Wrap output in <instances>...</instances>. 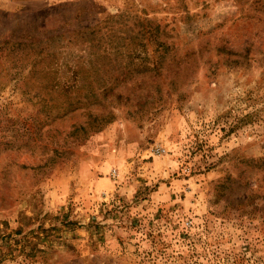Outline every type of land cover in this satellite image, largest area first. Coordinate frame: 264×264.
Segmentation results:
<instances>
[{"label":"rangeland","instance_id":"374dc122","mask_svg":"<svg viewBox=\"0 0 264 264\" xmlns=\"http://www.w3.org/2000/svg\"><path fill=\"white\" fill-rule=\"evenodd\" d=\"M0 264H264V0H0Z\"/></svg>","mask_w":264,"mask_h":264},{"label":"trees","instance_id":"16d2710c","mask_svg":"<svg viewBox=\"0 0 264 264\" xmlns=\"http://www.w3.org/2000/svg\"><path fill=\"white\" fill-rule=\"evenodd\" d=\"M93 29V36H95L94 38H93V44H94V42H95V40H96V36H98V35H100V34H103L104 35V37L106 36V34H108V32H110V29H108L105 33H101L102 32V30H100V28H99V26L98 25H96V26H93V28L92 27H90V28H87V29H85V30H92ZM103 37V36H102ZM51 41V38H49V39H46V40H40V41H38L37 43H30V44H27V45H25V44H23V43H18V44H16V43H14V44H12V43H10V44H8V43H4V44H1V46L4 48V47H7V48H10L9 46H11V48H14V49H16V48H22V46L24 47V46H30V47H33V50L34 49H36V52H37V54L39 55V56H41V59L40 60H47V58L46 57H44V52H45V49L46 48H49L48 47V43ZM100 41V40H99ZM46 44H48L46 47H45V45ZM49 55V54H48ZM50 56V55H49ZM104 55L103 54H101V53H99L98 55H97V58L98 59H104V58H106V56L105 57H103ZM48 57V56H47ZM36 60H38L37 58H36ZM49 61H51V60H49ZM35 65H40V64H38V61L36 62V64ZM52 67L53 66H49L48 68H49V70H52ZM122 67V66H121ZM102 69V71H103V69L104 68H101ZM106 72L105 73H110L111 72V74H114L115 72H116V67H114V66H112V67H110V69L108 70V69H104ZM117 71H122L121 72V74L122 73H124V68L122 67V68H120V69H118ZM145 71H147V72H154V71H156L155 69H147V70H144V71H142V70H139V69H135V70H133L132 71V74L134 73H139V72H145ZM46 80L47 81H50V78H46ZM81 81H85V79L82 77V79H81ZM99 81H102V80H99ZM104 81V80H103ZM84 87H78V91H81V89H83ZM66 90H68V89H66ZM112 90H110V91H108V92H106L105 94H103L104 95V97L106 98L107 97V95L111 92ZM67 92V91H66ZM95 103H98V101L96 100V102ZM96 119H95V121H93V123L91 124L92 126H93V128L95 127V128H98L99 127V123L100 122H102L103 121V123L100 125V127H103V125L104 124H106V123H108L109 122V120L108 121H106L107 120V117L105 116H102L101 118H99V117H95ZM106 121V122H105Z\"/></svg>","mask_w":264,"mask_h":264},{"label":"built area","instance_id":"2783aa9c","mask_svg":"<svg viewBox=\"0 0 264 264\" xmlns=\"http://www.w3.org/2000/svg\"><path fill=\"white\" fill-rule=\"evenodd\" d=\"M164 152H166L165 149H161V148L156 149V153L158 155H162Z\"/></svg>","mask_w":264,"mask_h":264}]
</instances>
